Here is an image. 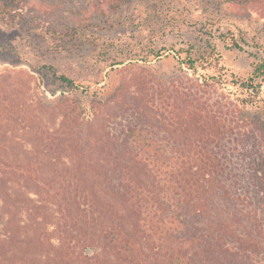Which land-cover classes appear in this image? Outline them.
I'll return each instance as SVG.
<instances>
[{
    "label": "trees",
    "instance_id": "16d2710c",
    "mask_svg": "<svg viewBox=\"0 0 264 264\" xmlns=\"http://www.w3.org/2000/svg\"><path fill=\"white\" fill-rule=\"evenodd\" d=\"M180 53L165 82L153 48L103 85L54 72L52 98L0 66V264H264V60Z\"/></svg>",
    "mask_w": 264,
    "mask_h": 264
},
{
    "label": "rangeland",
    "instance_id": "374dc122",
    "mask_svg": "<svg viewBox=\"0 0 264 264\" xmlns=\"http://www.w3.org/2000/svg\"><path fill=\"white\" fill-rule=\"evenodd\" d=\"M0 2L9 5L8 13L0 16V66L36 69L34 76L43 81L48 98V87L66 95L54 72L103 85L116 76L113 69L141 65L136 59L149 48L161 54L148 65L162 82L188 72L177 62L183 55L179 51L190 46L213 51L222 71L241 77L250 73L255 58L264 60V0ZM216 4L220 11L212 18ZM232 39L242 50L230 48Z\"/></svg>",
    "mask_w": 264,
    "mask_h": 264
}]
</instances>
